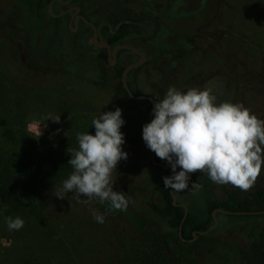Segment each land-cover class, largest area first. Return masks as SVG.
I'll use <instances>...</instances> for the list:
<instances>
[{
  "label": "rangeland",
  "instance_id": "obj_1",
  "mask_svg": "<svg viewBox=\"0 0 264 264\" xmlns=\"http://www.w3.org/2000/svg\"><path fill=\"white\" fill-rule=\"evenodd\" d=\"M93 1L97 2L98 13H109L111 9H116L118 2ZM125 1L135 8L142 5L151 11L154 7L151 8L148 3L159 5L157 15L170 18L169 30L157 33L158 23L155 19H148L151 22L145 26L148 29L145 32L146 49L156 51L158 46L161 55L157 65L151 62L133 74V87L136 90L153 95L160 87L166 92L170 86L177 89L189 85L200 89L207 87L212 89L217 102L243 104L264 119V0ZM113 5L115 8H112ZM140 11L139 19L142 18V22L146 15ZM24 12H21L19 20L8 16L0 27V92L6 95V102L15 111L25 110L23 122L26 123V131L34 141H46L47 148H77V133L95 134L91 125L94 116L98 117L102 111H114L117 107L122 109V117L126 121L121 128L126 140L123 150L128 153V159L118 163L112 176L115 191H120L121 184H128L136 163L146 165L150 162L151 151L142 139V127L148 117L144 110L146 104L134 105L113 87L99 84L95 64L76 72L64 69L47 72L38 70L32 63L30 68L26 54L28 40L22 29L23 24L29 25L32 18ZM101 16L106 18L104 14ZM108 21L115 23L114 18ZM37 24L38 28H42L40 21ZM38 32L41 33V30ZM43 33L47 36L45 31ZM188 38L192 42H188ZM65 41L68 39L62 38L63 44ZM149 41L152 44L148 45ZM36 51L45 55V51L39 48ZM19 64L26 65L25 69L31 70V75L36 74L34 82L31 81L34 88L38 87L36 93L39 95L32 90L30 95L29 90L22 89L19 82L8 78L19 70ZM21 80H28V76ZM55 116H60L58 123L48 120ZM136 141L144 148L140 157L131 151L137 148ZM71 172H64V180ZM139 177L147 180L145 174ZM161 179L158 176L156 182H161ZM196 180L204 189H196L201 191L189 197L184 191H175V197L190 210L203 212L207 199L222 196L223 189L221 184L211 181L206 173L199 171ZM60 187L44 191L41 201L44 208H38L31 219L22 218L25 222L22 229L9 231L5 221L0 219V264H108L110 260L123 255L136 241L137 231L147 228L142 216L144 210L137 198L129 202L124 211H108L107 202L101 204L93 199L88 204L78 203L75 193L64 194L63 199L57 198L55 195ZM228 187L237 192L241 199L254 200L253 189L264 188V165L258 182L249 190H241L231 184ZM142 195L146 200L161 204L160 197L149 185ZM185 197L190 199L186 200ZM85 199L80 197V200ZM38 202L35 201L36 204ZM90 209L104 214L103 224L93 219ZM232 220L222 218L221 229L212 237L199 240L194 250L210 260L223 256L229 263L241 264L237 259V250L254 241H263L264 224H234Z\"/></svg>",
  "mask_w": 264,
  "mask_h": 264
},
{
  "label": "trees",
  "instance_id": "obj_2",
  "mask_svg": "<svg viewBox=\"0 0 264 264\" xmlns=\"http://www.w3.org/2000/svg\"><path fill=\"white\" fill-rule=\"evenodd\" d=\"M49 1H0V27H2L3 21L9 13L14 14L15 20H19L18 18L22 11L27 10V12L29 11V13L33 14L31 16L34 18L31 19V23L29 25L23 24L28 40L26 54L30 63L29 67L31 68L32 63V66L47 72L60 69L76 72L82 69H89L95 64L98 68L97 82L99 84L103 87H113L134 105L141 104L142 101H134L130 98L121 81L123 71L128 65L135 63L137 55L129 50H120L117 55V65L114 67L110 66L107 51L105 49L98 50L90 41L88 35L80 36L72 33L68 27L61 32V29L49 14L51 21H48L47 25L43 24L42 20L46 18H42L43 16L41 17L40 13L48 5ZM148 4L151 8L154 7L153 11L142 5L135 8L132 3L125 0H118L116 9H111L109 13L102 11L100 16L99 14L95 15L98 13V6L97 2L93 0L83 1L82 9L86 17L91 16L88 19L96 25L105 23L101 28V32L106 43L111 46L128 45L145 53L148 58L145 64L147 66L151 62L157 65L161 55V50L158 46H155L156 51L146 49L145 32L147 27L145 28V26L151 22L148 19H155L158 23V29L157 31L155 30V33L169 30L170 28L168 20L170 18L157 15L159 5ZM112 8H115L114 5ZM139 10L146 15L142 22L140 21L142 18L139 19ZM130 12L132 14H129ZM103 14L106 15V18L101 16ZM111 18L115 19V23H108ZM40 20L43 24L41 25L43 26L42 28H38L37 21ZM33 22L35 25H33ZM38 30H41V33ZM43 31L47 33V36ZM224 34H227V32H224ZM65 35L68 41L63 44L62 38L64 39ZM191 38H188L187 41L192 42ZM46 41L48 44H46ZM242 42L248 46L245 40L242 39ZM147 43L148 45L152 44L151 41ZM36 48H39L42 52L45 51V55H41L39 51L37 52ZM165 60L167 59L165 58ZM25 66L19 64L17 66L19 70L14 75H9L8 78L19 82L22 89L29 90L30 95L31 90L36 95L38 87L34 88L35 86L33 85V80L36 79L34 75L36 74L33 73L31 75V70H26ZM142 68H137L128 75V85L135 95H147L133 87V74ZM25 76H28V80H24ZM188 88L197 87L189 85L180 87L179 90L186 91ZM165 94L166 90L160 87L156 93L148 96L153 97L157 102L163 99ZM0 100V219L5 221V217H21L28 220L31 219V215L37 212L38 208H44L41 202L44 199V191L56 189L65 178L64 172L66 170L73 171L72 167L68 165L71 150H65L62 146L47 148L46 141H38V139L34 141L31 134L26 131V123L23 122L25 110L22 112L20 110L15 111V108L6 102V95L2 92H0ZM144 104L147 105L144 109L148 115L146 123H149V114L152 106L149 102ZM135 145L137 148L131 151L140 157L144 148L139 145V141H136ZM153 153L151 151L149 164L136 163L128 184H121L119 187L120 191H118L126 194L129 202L134 201L135 198L139 199L144 210L142 216L147 228L137 231L136 241L130 244L126 252L123 251V255L118 256L115 260H110L108 264H232L223 256H218L214 260H210L208 257L204 258L194 250V247L199 240L205 237H212L221 229L222 218H232L231 223L234 224H264V213L236 215L222 212L263 211L264 189L253 193L254 200L250 198L241 199L237 192L229 191L222 185L223 195L207 199L203 212L187 208L188 213L186 214L185 207L187 206L180 204L177 199L174 202L175 191L165 188L163 183L164 177L172 175L170 165L156 155L153 158ZM148 158L149 155L147 156ZM143 167L144 171H142ZM179 170L178 168L177 171ZM198 172L199 170L189 174V187L184 190L186 192L185 195L188 197L198 191L194 192L191 190H196L199 186H201V190L204 189V186L198 182L199 186L192 188L193 179L197 181ZM140 174H145L147 180L139 179ZM158 176H161V182H156ZM148 185L153 192L158 194L161 204H157L154 200L144 199L142 194ZM113 190L115 191V184L113 185ZM185 198L186 200L190 199ZM255 198H258L259 203H256ZM37 200L39 202L36 204L35 201ZM255 204L260 207L253 208ZM218 209L222 210L216 215L219 225L209 233L204 234L214 227L213 212ZM236 255L241 264H264V240L254 241L245 248H239ZM27 264L40 263L32 262Z\"/></svg>",
  "mask_w": 264,
  "mask_h": 264
},
{
  "label": "clouds",
  "instance_id": "obj_3",
  "mask_svg": "<svg viewBox=\"0 0 264 264\" xmlns=\"http://www.w3.org/2000/svg\"><path fill=\"white\" fill-rule=\"evenodd\" d=\"M50 119L58 123L60 116ZM125 123L122 109L117 107L92 118L94 135L77 133V148L71 149L68 161L73 171L62 181L57 198L75 193L78 203L96 199L101 204L107 202L108 211L127 209L128 196L114 191L112 180L118 163L128 159L121 131ZM142 139L150 151L170 165L172 175L164 177L163 183L173 191L188 189L189 174L197 170L214 183L245 191L262 175L264 119L243 104L217 102L211 88L181 91L170 86L164 98L155 103L153 119L143 125ZM196 186L192 184V188ZM81 196L87 199L80 200ZM90 212L97 223H104V214L96 209ZM4 219L9 231H18L25 223L21 217Z\"/></svg>",
  "mask_w": 264,
  "mask_h": 264
},
{
  "label": "flooded vegetation",
  "instance_id": "obj_4",
  "mask_svg": "<svg viewBox=\"0 0 264 264\" xmlns=\"http://www.w3.org/2000/svg\"><path fill=\"white\" fill-rule=\"evenodd\" d=\"M80 1L75 2L74 0H50L48 5L44 9H42L41 13H40V16L41 17L43 16L42 18H46V19L42 20L43 24L47 25L48 24L47 22L51 21V19L48 16V14H49L50 17L52 18V20H54V22L59 26V28L61 29L60 30L61 32L65 31L66 28L68 27L71 30L72 33H76V34H78L80 36L81 35L82 36L83 35H88L89 38H90V41H92V43H93L94 33L95 32H94V29H93V27L91 25H94L95 28H96V31H97V35H98L97 41L98 42H100V41L106 42L104 40V36L102 35V32H101V28L104 26L105 23H100L99 25H96L94 22L90 21L88 18L91 17V16L86 17V15L83 13V9H82L83 1H87V0H80ZM26 12H27V10L24 12L25 15L26 14L33 15L32 13H29V11L27 13ZM32 12H34V11H32ZM98 14L100 16V13H97L95 15H98ZM8 16H11L13 19H15L13 13H9ZM8 16H7V18H8ZM96 17L100 18L98 16H96ZM31 18H34V17L31 16ZM40 22H41V20H40ZM108 23L110 24V22H108ZM84 26H86V27H84ZM22 30L24 31V29H22ZM64 38H66V35L64 36ZM95 47L98 50L105 49L107 51V49L104 48V47H100V46H95ZM116 47L117 46H111L112 50L114 48H116ZM117 55H118V53H117ZM146 57H147V55H146ZM108 58H109V56H108ZM135 58H137L135 60V62H138V61L141 60V58L138 55ZM147 60H148V58H147ZM108 61H109V59H108ZM145 64L142 67H144ZM112 67H114V66H112ZM39 69L40 68H38V70ZM145 102H148V101H142L141 104H144ZM146 107H147V105H146ZM160 165H162V164H160ZM195 182H196V185L199 186L197 181H195ZM224 186L226 187L227 190L232 191V189H229L228 184H224ZM199 189H201V186H199L198 190ZM260 189H264V188H255V189H253V193H255V191L260 190ZM191 191L195 192V190H191ZM255 200L257 202L259 201L258 198H255ZM255 205L258 206V204H255ZM255 205L253 206V208H256ZM218 210H216L217 212L214 211V212H216V215H217L218 212H220V209H218ZM214 212H213V214H214ZM255 213L256 214L264 213V210L263 211H256ZM216 215H215L214 219L217 221V223H219L218 220L216 219Z\"/></svg>",
  "mask_w": 264,
  "mask_h": 264
},
{
  "label": "water",
  "instance_id": "obj_5",
  "mask_svg": "<svg viewBox=\"0 0 264 264\" xmlns=\"http://www.w3.org/2000/svg\"><path fill=\"white\" fill-rule=\"evenodd\" d=\"M94 29V39H93V43L95 46H100V47H104L107 49V52H108V56H109V64L111 66H115L117 64V53L120 51V50H129L135 54H137L141 60L138 61V62H135V63H132L130 65H128L125 70L123 71L122 73V84H123V87L124 89L126 90V92L128 93V95L130 96V98L134 101H148L151 103V106H152V109H151V112L149 114V122L151 121L152 117H153V111H154V105L156 103V100L151 97V96H148V95H135L132 93V91L130 90L129 88V85H128V75L130 72H132L133 70L137 69V68H140L142 67L146 62H147V57L146 55L139 51V50H136L128 45H119L117 46L116 48H114L112 50L111 46L109 44H107L106 42L104 41H100L98 42L97 41V38H98V35H97V31H96V28L94 25H91ZM155 156V153H153V158ZM193 179V178H192ZM194 183H196L194 180H193ZM174 202H176V198L174 196ZM185 211H186V214L188 213V209L187 207H185ZM219 211V210H218ZM222 211V210H220ZM217 212V211H216ZM216 212H214L213 216L215 218V215H216ZM223 213L225 214H236V215H254L256 214L255 212H242V213H239V212H226V211H222ZM218 223L217 221L215 220V225L214 227H212L210 230H208L207 232H205L204 234H207L209 233L213 228L217 227Z\"/></svg>",
  "mask_w": 264,
  "mask_h": 264
}]
</instances>
